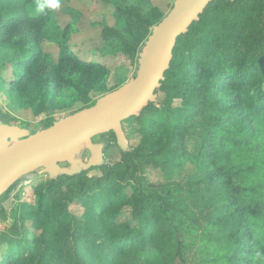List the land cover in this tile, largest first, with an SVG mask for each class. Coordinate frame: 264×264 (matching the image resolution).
<instances>
[{
  "label": "trees",
  "instance_id": "16d2710c",
  "mask_svg": "<svg viewBox=\"0 0 264 264\" xmlns=\"http://www.w3.org/2000/svg\"><path fill=\"white\" fill-rule=\"evenodd\" d=\"M36 3L0 0V68L9 69L0 73V90L8 86L14 101L37 114L92 105L91 92L107 91L109 68L73 55L65 39L55 60L44 52L52 10L39 14ZM114 6L118 17L132 13L142 24L114 40L132 57L164 15L157 6ZM112 34L104 28L108 44ZM158 90L161 105L141 111L146 125L121 161L103 164L91 182L82 171L34 187L35 205L21 202L13 230L0 233V264H147L140 254L151 251L160 256L156 264H185L192 250L193 264H264V0L209 2L177 37ZM192 133L204 136L188 152ZM157 151L166 173L188 162L199 176L148 184L134 159L152 161ZM73 200L84 207L82 222L69 208ZM125 206L136 225L118 220ZM28 221L37 233L29 235Z\"/></svg>",
  "mask_w": 264,
  "mask_h": 264
},
{
  "label": "rangeland",
  "instance_id": "374dc122",
  "mask_svg": "<svg viewBox=\"0 0 264 264\" xmlns=\"http://www.w3.org/2000/svg\"><path fill=\"white\" fill-rule=\"evenodd\" d=\"M115 0H60V7L53 9L51 12L50 20L45 28L42 38V49L47 52L55 60L58 52L57 42L66 40L69 50L73 55L89 61H99L105 64L109 70L110 75L107 82L106 92L93 91L90 93V100L87 105L95 102L101 95L116 89L121 84L126 82L132 77L137 70L138 53L145 42L147 36L138 45L136 53L132 57L128 56L120 47L123 41H114L121 34L129 30L135 31L142 28L141 22L137 16L132 13H126L122 18L116 15V8L114 6ZM133 5L142 6L148 9L152 6H157L159 10L165 15L172 7L174 0H121ZM104 28L113 29V33L109 36V44L103 38ZM65 33V34H64ZM118 36V37H117ZM106 47V48H105ZM8 67L0 68V73L5 75L8 72ZM0 90V118L2 121L10 124H17L25 127L30 133L42 129L45 125L43 120L55 121L60 117L77 111L78 107H70L63 110L47 109L45 112L34 113L31 107H23L14 101L9 91ZM164 98L162 91H157V98L154 104L160 106ZM172 106H180L179 100H174ZM141 114V113H140ZM140 116V115H139ZM130 117L123 122V127L126 137L129 142V149L122 151L116 144L111 133H104L97 135L93 138L96 142H104V159L103 163L94 166V169H88L86 176L89 182L101 176L103 164H112L121 161L122 154L132 150L131 144L134 138L138 137L140 130L144 128L146 123L139 117ZM204 134L197 135L192 133L186 140V148L188 152L194 151L196 146ZM164 156L159 152L152 155V161L146 158H135L134 161L137 165V176L142 177L148 184L157 186L160 183H166L170 180L174 181H188L196 179L200 171L193 163H184L179 168L177 173L169 174L164 171L156 162H162ZM92 168V167H91ZM177 170V169H176ZM82 172V171H81ZM80 173V172H79ZM78 174V173H77ZM76 175V174H75ZM59 177V176H58ZM49 177L41 169H36L29 175L19 179L12 185L11 189L0 196V233L13 230L19 219L18 207L21 202L34 204L37 201L34 187ZM132 182L134 180L131 179ZM71 212L74 214L78 222L83 221L84 207L80 200H73L69 204ZM119 221H127L132 226L136 225L133 220V210L131 206H125L123 215L119 217ZM29 230V235L37 233L33 230L32 224L28 221L25 222ZM2 247L0 246V251ZM163 252H165L163 250ZM141 258L147 264H156L160 258L156 251L140 254ZM185 264H193L197 258V253L192 250L186 255ZM172 264H183L179 259L174 260Z\"/></svg>",
  "mask_w": 264,
  "mask_h": 264
},
{
  "label": "water",
  "instance_id": "95a60500",
  "mask_svg": "<svg viewBox=\"0 0 264 264\" xmlns=\"http://www.w3.org/2000/svg\"><path fill=\"white\" fill-rule=\"evenodd\" d=\"M211 1L174 0L170 10L151 27L138 53L136 73L92 105L32 133L0 118V196L36 169L55 179L101 165L105 144L93 140L97 135L112 132L116 144L127 151L123 121L139 116L156 101L177 37L187 32Z\"/></svg>",
  "mask_w": 264,
  "mask_h": 264
},
{
  "label": "clouds",
  "instance_id": "9594fccd",
  "mask_svg": "<svg viewBox=\"0 0 264 264\" xmlns=\"http://www.w3.org/2000/svg\"><path fill=\"white\" fill-rule=\"evenodd\" d=\"M60 7V0H37L35 11L39 14H46V10H53Z\"/></svg>",
  "mask_w": 264,
  "mask_h": 264
}]
</instances>
